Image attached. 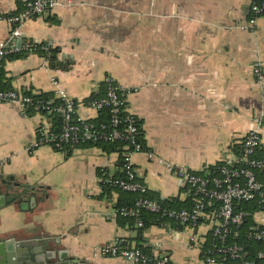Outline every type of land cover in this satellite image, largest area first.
<instances>
[{"label": "crops", "instance_id": "obj_1", "mask_svg": "<svg viewBox=\"0 0 264 264\" xmlns=\"http://www.w3.org/2000/svg\"><path fill=\"white\" fill-rule=\"evenodd\" d=\"M29 1L0 0V43L11 30L3 18ZM248 6V0H57L23 21L16 41L56 48V65L34 51L6 56L0 84L53 92L55 79L77 100V114L91 119L97 113L83 100L103 87L105 77L135 89L124 95L126 108L152 153L133 155L136 174L161 199L190 205L191 191L167 165L204 173L264 121V84L252 72L257 59L264 68V15L249 28ZM47 120L0 102V244L36 240L51 253V264H133L94 253L122 238L152 257L166 254L169 264H203L214 215L207 213L194 228L119 224L108 216L119 193L104 192L96 180L101 170L116 174L117 153L94 145L67 156L48 145L30 149ZM256 155L264 159V131ZM253 217L264 225L262 213Z\"/></svg>", "mask_w": 264, "mask_h": 264}, {"label": "built area", "instance_id": "obj_2", "mask_svg": "<svg viewBox=\"0 0 264 264\" xmlns=\"http://www.w3.org/2000/svg\"><path fill=\"white\" fill-rule=\"evenodd\" d=\"M249 17L247 25L253 28L256 19L264 15V0H248ZM57 0H31L19 12L9 14L3 19L11 25L8 38L0 43V67L4 58L21 50L33 51L34 43H17L22 36L21 24L28 18L39 16L53 8ZM246 25V27H247ZM260 60L252 63V72L256 82L264 84V68ZM53 95L60 103L52 105V99L34 103L30 95L15 89L0 90V102L17 103L26 110L30 105L45 110L43 115L58 114L60 124L58 131H53L50 117L36 129V139L30 149L39 145H48L57 151H65L67 145L72 151L79 145L98 142L125 143L119 156L124 178H115L100 172L96 176L97 183H106L122 191L144 193L146 185L136 179L133 166L134 154L147 152L141 142L140 124L136 116L126 108L124 95L135 89H129L117 83L111 76L104 79V94L86 102V105L96 111L97 115L105 112L106 122L95 123L91 118L77 114L78 105L70 98L66 89L52 79ZM264 131V121L258 128L251 129L241 141L240 154L232 153L221 165L204 173L193 172L185 167L167 165L191 191V205L185 208L162 207L155 199L139 197L131 206L115 207L109 212V217H132L136 227L142 226L139 213L142 210L158 213L160 217L178 225L196 227L207 213L216 220L211 230L210 248L203 256V264H221L217 257L237 260L239 264H256L255 259L264 261V248L255 254V259L245 257L246 252L236 242H227V237L238 236V228L243 223L245 213L236 210L238 201L255 200L258 212L264 215V181L257 178L256 170L264 168V159L257 158L255 153L259 147L261 133ZM249 236L254 240L264 241V227L254 228ZM209 252V253H208ZM210 252L217 254V257ZM94 253L106 257L121 258L133 264H169V258L161 253L152 257L138 246H127L122 238H114L109 243L94 248Z\"/></svg>", "mask_w": 264, "mask_h": 264}, {"label": "trees", "instance_id": "obj_3", "mask_svg": "<svg viewBox=\"0 0 264 264\" xmlns=\"http://www.w3.org/2000/svg\"><path fill=\"white\" fill-rule=\"evenodd\" d=\"M33 43V42H32ZM33 51L38 52L41 56L45 58V60L48 62V64L52 67L56 65V54L58 50L56 48L43 45V44H37L34 43L33 46ZM30 52L28 50H21L17 53H11L8 54L7 56L9 57H18L21 54ZM3 63V62H2ZM1 68V67H0ZM6 89H11L9 86L6 85H1L0 84V90H6ZM105 86L101 87L99 91L95 94L90 95L86 99L83 100V102H88L92 99H96L104 94ZM27 95H30L35 102L37 101H47L52 99V105H56L60 103V100L56 97H54L53 92H39V93H32L29 91L24 92ZM75 103L77 104V100H74ZM28 114H33V113H45V110H40L37 109L34 105H30L26 109ZM47 116L50 117L51 123H52V130L53 131H58V127L60 124V116L58 114H47ZM108 119V115L105 112H102L98 114L95 118L91 119L95 123L99 122H106ZM125 143L123 142H98L96 144L93 143H88V144H83L77 146L79 147H86L89 145H94L100 147L103 152L105 153H113V152H120L123 148ZM65 151L63 152L66 156L69 155L72 152V149H70L67 145L64 146ZM234 153L240 154L241 152V145H235L233 147ZM255 156L259 158L256 153ZM223 162H219L215 166H210L207 170H213L219 165H221ZM118 171L116 172L115 175L112 177L115 178H124V173L120 169L121 167V162L120 160L118 161ZM102 172H105L104 170H101ZM100 171V172H101ZM99 172V173H100ZM108 175V174H107ZM256 175L257 178L260 179L261 181H264V168L260 170H256ZM136 179L139 180L138 176H136ZM140 181V180H139ZM102 189L104 192H110L112 190H115L119 193V198L117 202L116 207L120 206H131L135 202V200L139 197H146L150 199H155L162 207H170V208H185V207H190V205H187L186 203L179 201L177 199H161L160 197L156 196L155 194L151 193L148 189L144 193H138V192H127V191H122L114 186H110L106 183H100ZM236 210H241L245 213L244 215V220L243 223L240 225L238 228V236L232 237L228 236L227 237V242H236L237 244L241 245L243 250L246 252L245 257L255 259V254L258 250L264 248V241H259V240H254L252 237L249 236V233L254 229V228H263L264 225H258L254 221V213L259 210L258 204L255 200L252 201H238L236 203ZM139 218L142 220V226L138 228H146L150 225H159V226H164L165 224L169 223L170 221L160 217L158 213H153V212H148L145 210H142L139 213ZM118 222L119 224L122 225H129L130 227L133 226L134 219L132 217H119L118 216ZM175 226L180 227V225L174 223ZM209 239L205 242L204 246V254L207 253L208 249L210 248V238L211 236L208 237ZM125 242V241H124ZM126 244V242H125ZM140 247V246H138ZM141 248V247H140ZM143 249V247L141 248ZM144 250V249H143ZM145 251V250H144ZM147 252V251H145ZM209 253V252H208ZM210 254H213L214 256L217 257V254L214 252H210ZM217 260L221 264H239V261L237 260H230V259H222V257H217ZM256 264H264L263 260L255 259Z\"/></svg>", "mask_w": 264, "mask_h": 264}, {"label": "water", "instance_id": "obj_4", "mask_svg": "<svg viewBox=\"0 0 264 264\" xmlns=\"http://www.w3.org/2000/svg\"><path fill=\"white\" fill-rule=\"evenodd\" d=\"M5 180L1 183L3 184ZM4 197L0 193V200ZM34 202V195L30 199ZM51 253L42 247V244L36 240H23L15 241L10 238L2 241L0 244V256L2 257V262L0 264H51L46 261L47 257H50ZM52 264H62V263H52Z\"/></svg>", "mask_w": 264, "mask_h": 264}]
</instances>
